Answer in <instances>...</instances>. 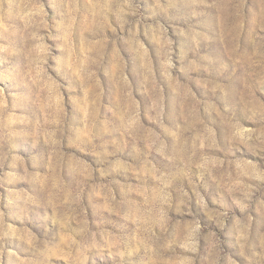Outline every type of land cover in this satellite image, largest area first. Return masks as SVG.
Instances as JSON below:
<instances>
[{
	"label": "rangeland",
	"instance_id": "374dc122",
	"mask_svg": "<svg viewBox=\"0 0 264 264\" xmlns=\"http://www.w3.org/2000/svg\"><path fill=\"white\" fill-rule=\"evenodd\" d=\"M0 264H264V0H0Z\"/></svg>",
	"mask_w": 264,
	"mask_h": 264
}]
</instances>
